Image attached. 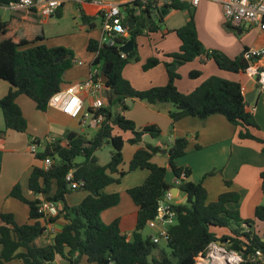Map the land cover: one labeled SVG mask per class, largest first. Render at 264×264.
Instances as JSON below:
<instances>
[{
    "label": "trees",
    "instance_id": "1",
    "mask_svg": "<svg viewBox=\"0 0 264 264\" xmlns=\"http://www.w3.org/2000/svg\"><path fill=\"white\" fill-rule=\"evenodd\" d=\"M8 1L0 0V5ZM135 5L137 3H132V8L129 4L123 6L124 24H134L128 29L127 40L116 38L113 46L89 40L86 46L88 52L96 54L91 65L100 66L104 88L110 94L111 104L100 112L104 116L103 122L89 140L77 133L67 132L62 142L47 143L42 152L34 155L38 161L50 158L52 163L47 170L37 166L30 170L27 188L37 197L26 198L18 183L11 189L9 197L27 206L29 221L17 224L12 214L0 213V264H51L57 256L68 264H78L82 258L90 264H195L196 259L206 253L208 246L217 242L225 244L228 251L237 253L241 258L239 264H263L260 260L253 261L252 256L260 251L264 259V236L255 233L254 221L242 219L237 210L227 208L228 204L239 201V194L225 192L216 201L207 203V192L202 183L189 181V169L176 165L175 161L187 151L185 137L176 138L168 145L167 167L152 162L153 156L160 150L158 147L144 145L133 154L127 171L119 169L123 163L125 143L138 145L145 135L153 139L161 135L155 125L137 130L132 121L112 111L116 105L121 111L128 110L125 105L127 99H136L148 105H171L172 110L168 113L171 129L175 122L186 117L204 120L211 115H221L238 129L239 139L263 144L264 153V140L250 133L256 124L247 111L238 82L211 76L190 93L183 94L177 90L175 82L179 75L176 70L187 63L198 60L204 64L210 60L220 70L234 74L245 72L250 64L243 58L247 49L233 59L221 51L206 49L198 38L191 13L185 23L174 30L180 46L178 51L164 55L169 61H160L153 56L142 65L143 71H147L162 64L168 78L166 85L137 91L122 77L123 69L130 62H139L136 38L146 29L148 32L158 29L149 9L145 7L137 15ZM164 6L175 11H190L188 5L175 0ZM60 9L57 18L60 17ZM79 12L83 25L94 28L91 17L81 9ZM147 21L148 26L145 25ZM233 30L237 34L242 33L239 27H233ZM44 39L41 25L17 28L14 21H3L0 17V79L10 85L7 95L0 98L4 123L0 134L6 130L25 133L27 122L15 102L16 98L25 95L35 103L37 110L46 111L49 99L62 89L65 71L74 65V56L70 51L63 47L46 48L40 44ZM129 40L133 41V50L121 57L119 48ZM104 65L106 69L101 72ZM173 65L176 69L170 71ZM188 76L196 79L200 72L193 70ZM115 130L130 132L131 137L124 140ZM36 143L39 144V141L36 140ZM105 145H110L112 150L107 163L101 165L96 153ZM78 157L83 160L76 163ZM135 170H146L148 176L142 184L126 191L137 209L135 227L128 238L120 230L119 219L105 225L99 215L119 202L117 193L108 194L105 189L119 184L123 176ZM167 170L175 178L184 174L178 187L186 200L183 204L169 206L175 223L166 229L165 251L152 242L151 236L143 237L141 233L149 222L158 218V201L170 189L165 181ZM68 175H71L69 180L66 179ZM260 178L264 194V171ZM73 184L76 188H68ZM72 191L86 193L76 206H68L65 202V197ZM42 201L62 203V207H58L55 216L45 217L38 212ZM254 219L264 222V204L256 206ZM59 220H63L64 224L52 242L37 245L35 240L45 234L49 225ZM217 229H226L229 235L218 237Z\"/></svg>",
    "mask_w": 264,
    "mask_h": 264
},
{
    "label": "crops",
    "instance_id": "2",
    "mask_svg": "<svg viewBox=\"0 0 264 264\" xmlns=\"http://www.w3.org/2000/svg\"><path fill=\"white\" fill-rule=\"evenodd\" d=\"M116 2L122 4V12H124L123 6L126 4H129L130 8H132V3H130L129 0H121ZM207 2L210 1L202 0L198 7L192 8L194 9V14L192 15L194 17V20L196 19L195 24L200 41L201 38L199 32V21L202 19V17H206V6L208 5ZM83 4L86 6L85 10H82L85 14L93 11V14L95 15L94 19L97 17L100 18L97 14L96 7L90 3V0H86V2ZM0 7H4V9L10 13L7 20H3L2 18L1 19L3 21H14L17 28H30L34 24H39L43 27L50 20L41 19L35 10L13 12L6 7V4L0 5ZM161 7H163V5ZM63 8L64 6L60 9V16L62 14ZM135 11L137 15L140 13V10L138 9H135ZM158 11L151 12V15L157 13ZM182 12H184L186 16L184 17L181 15L180 23L177 26L166 28L164 33H162L161 38L164 40L168 35H176L174 30L181 27L185 23V21L189 17L190 11H175L169 8V12H167L162 18H159L156 21L152 19V21L155 22V25L158 27L156 32H148V30L146 29L143 31L144 34L149 37V34L160 32L161 25L168 17ZM131 25L133 26L134 24ZM145 25H149L148 21L145 23ZM241 30L244 33V38L242 39L243 42L240 44V46L236 49L232 48L228 52L224 50V54L231 59L241 55L244 49L264 47V32H261L257 27L248 25L241 27ZM100 31V40L96 41L98 43H101L103 38L102 29H100ZM89 40L95 41L92 38H88L86 43H88ZM90 54L93 55V62L96 54ZM153 56L157 57V55H152L150 57ZM160 61L168 62L169 60L165 58L163 60L161 59ZM91 64L88 67H84V63L81 66L76 65L77 67H80L78 71L75 72V74L67 80L68 82H64L63 80V86L61 85V87L65 88L69 84L85 80L89 75ZM187 64H189L188 67H178L179 72H177V74L179 75V78L176 80L175 85L179 92L183 94L190 93L204 80L211 76H217L226 80L238 82L241 85V92L243 97L247 96L248 100H251V103H246V108L247 111L251 113L252 118L256 124V128L250 129V133L255 138L264 140V92L259 89L257 76H250L247 72H239L234 74L222 71L215 65L213 61L210 60L206 61L204 64H201L198 60ZM161 67L164 71L162 69H159ZM193 70H198L200 72V76L196 79H191L188 76L189 72ZM142 72L145 73V75L137 77V89H135L131 85L132 88L137 91H144L152 87H161L167 84V73L165 67L162 64H159L158 66L147 71H143L142 69ZM66 83L69 84L67 85ZM9 88L10 85L0 79V98L7 95ZM254 92L255 95L253 97ZM103 96L106 100V104H108L110 94L106 89H104ZM15 102L20 108L21 113L27 122V129L25 133L6 130L3 134H0V213L12 214L14 221L17 224H24L29 221L28 208L21 202L10 198L9 193L13 186L18 183L21 187L23 195L26 198L33 199L37 197V195L33 196L32 193L28 190L27 181L30 170L33 166L43 168L42 161H38L34 158V155L40 152L38 150V147L41 145L43 140L39 139L38 132H40L41 129L45 128L46 125H48L50 128L51 126H58L60 129L57 134H59L60 138L56 141L62 142L67 132H74L82 135L86 140H89L90 138L88 139V134H85V132L79 133L74 129H71L75 126L83 128L79 125L78 120L64 115L55 108L48 107L44 112L39 111L36 109L35 103L25 95H19L16 98ZM136 104L137 113L130 110L121 111L117 105L113 106L115 107V111L113 110V112L121 113L126 119L132 121L137 130H140L149 125L157 126L161 132L167 131L170 128L168 113L172 110V107L166 104L148 105L142 101L131 99V106L135 107ZM3 129L4 123L0 111V131H2ZM95 131L96 130H94V132ZM114 132L116 134H120L124 140H127L131 137L130 132L123 133L119 130H115ZM147 136L150 139H146L145 137ZM180 137H185L187 139L188 146L185 155L178 158L175 163L178 167L189 169V181H192L194 183H202L207 192V203L216 201L218 196L225 192L231 191L238 193L239 201L237 203L228 204L227 208L231 210H237L240 213L242 219L254 221L255 233L260 237H263L264 222H259L254 219V209L256 208V206L264 204V194L262 192V183L260 178V174L264 171V153L262 152L263 144L255 140L239 139L238 129L227 122V120L221 115H211L204 120H200L196 117H186L175 122L173 128H170L168 130L165 139H153L149 135H145L142 137V141L138 145H130L128 143H125L122 149L123 163L119 167V169L121 171H125L123 169L124 162L129 165L133 154L144 145H151L160 149L153 156V163H155L154 159L157 157H165V159L167 160L166 151L168 145L171 144L176 138ZM33 140L39 141V144L36 147L35 154L30 153L27 149L29 143ZM46 146H48L47 141L43 145V150L46 148ZM106 163L107 162H105L104 164ZM130 173L135 176V186L137 184L143 183L148 176V172L146 170H135ZM137 173L139 174L137 175ZM123 178L124 176L121 179ZM174 179L175 177L172 172L171 176L166 173L165 181L170 186L169 192H171L172 195V199L170 200V202H168V204H183L186 200V196L182 192H180L179 187L174 185ZM226 183H229V185H227ZM131 187L133 188L134 186ZM130 188L125 189V194L128 197V201L127 208H125L122 212V218L118 216V218H114V216L118 215V213L115 212L120 211V200L115 207L102 212V214L111 212L109 213L111 215H107L106 217L107 222H112L114 221L113 219H119L120 230L128 238L131 237V234L134 230L137 211L136 207L134 206L126 192ZM174 188H177V191L174 190ZM52 191H54V186ZM180 195L182 196L179 198ZM173 200L174 203L172 204L171 202ZM57 206L61 208L62 203H58ZM127 215H130V218H127ZM152 222H149L146 226H148ZM1 224L2 222L0 220V225ZM63 224L64 221L59 220L54 226L55 230L59 231ZM216 234L218 235V237H221L229 235V232L226 229H217ZM155 235L156 234H152L150 236L152 237ZM53 238L54 234H44L42 237L36 239L35 243L40 246L49 244L52 242ZM60 260L65 261L57 256L52 263L60 264Z\"/></svg>",
    "mask_w": 264,
    "mask_h": 264
},
{
    "label": "built area",
    "instance_id": "3",
    "mask_svg": "<svg viewBox=\"0 0 264 264\" xmlns=\"http://www.w3.org/2000/svg\"><path fill=\"white\" fill-rule=\"evenodd\" d=\"M172 0H129L130 3H137L135 9L141 10L145 7L150 12H156L163 5L171 3ZM178 3L186 4L190 8L199 6L202 0H175ZM220 5L222 15L226 23L232 27L253 26L264 32V0H207ZM86 0H9L6 7L13 12L35 10L41 19H51L57 16L61 7L66 3H75L77 5L85 3ZM97 9L98 16L102 19L103 38L100 44L108 46L115 45L116 38H129V27L124 24L125 15L121 11L122 4L119 2L105 3L103 1H90ZM130 23V22H128ZM106 39V42L104 40ZM123 46V45H121ZM120 46V47H121ZM121 57H124V54ZM243 58L248 61L249 67L245 70L250 76H257L259 89L264 92V47L249 48L243 52ZM74 65H83L77 60ZM104 85L101 78L100 66H90V72L85 80L69 84L55 93L48 102V107L59 110L64 115L79 121L81 127L97 130L104 120L101 110L107 105L103 96ZM88 99V100H86ZM87 101V102H86ZM47 143H54L56 140L46 139ZM37 143L31 141L27 147L32 154L36 153ZM52 161L46 158L42 161L43 169L47 170ZM182 173L179 178L174 179V185L179 186L184 179ZM71 175L67 176V180ZM76 188V185H70ZM172 199L168 191L158 201V218L161 223H167L173 220V213L170 212L168 204ZM38 212L45 217H53L58 212V206L55 203L42 201L38 207ZM55 224L49 225L45 234H56L58 231L54 228ZM166 241V230L160 231L152 236V242L159 244L160 240ZM252 260H260L264 264V259L260 251H256ZM241 258L235 252L228 251L225 244L219 245L211 243L206 253L196 259L195 264H239Z\"/></svg>",
    "mask_w": 264,
    "mask_h": 264
},
{
    "label": "rangeland",
    "instance_id": "4",
    "mask_svg": "<svg viewBox=\"0 0 264 264\" xmlns=\"http://www.w3.org/2000/svg\"><path fill=\"white\" fill-rule=\"evenodd\" d=\"M90 1H103L105 3H113L116 1L121 0H90ZM208 5L206 6L207 14L206 17H202L199 21V32L202 44L206 49L211 50H218L224 53L230 51V49H236L240 46L243 42L242 39L244 38V33L242 31L241 34H237L233 27L228 25L222 15V10L219 4L214 2H207ZM86 6L83 4L77 5L75 3H66L62 10V14L59 18H51L46 25L43 26L45 39L40 43L43 44L46 48H55V47H63L66 50L70 51L73 56L74 60L82 62L85 64L84 67H88L91 62L93 55L88 53L86 49V42L88 38H92L95 41L100 40V34L102 29V20L100 18H95L94 12H88L85 14L86 16L91 17L92 22L94 21L95 27L90 29L88 26L83 25L82 21L80 20V12L79 9L85 10ZM190 13L194 14V9L190 8ZM10 13L4 9V7H0V16L3 20H7L9 18ZM182 16H186L184 12L176 13L171 17H168L165 22L161 25V31L158 33L149 34L147 37L144 32L136 39V45L138 50V56L140 62H130L128 66L124 69L122 73V77L130 82L135 89H137V77L143 76L145 73L142 72V64L145 60L152 56L157 55V58L160 60L165 59L163 56L165 54L173 53L178 50L179 41L176 35H168L164 40L161 38L162 33H164L165 29L172 26H177L180 23V19ZM196 20V19H195ZM106 42V39L104 40ZM197 63V62H196ZM174 66V65H173ZM171 66V67H173ZM189 64L179 66L180 68L188 67ZM170 67V68H171ZM80 67L73 65L69 70L65 71L63 75L64 82H68L67 80L71 78L78 71ZM162 69L163 68H159ZM176 69V67H175ZM164 71V70H163ZM176 72H179L178 68ZM67 84V83H66ZM64 84V85H66ZM69 84V83H68ZM67 84V85H68ZM63 86V84H62ZM64 90V88H62ZM109 105V104H107ZM172 107L171 105H169ZM115 111V107H113L112 111ZM128 110L137 113V104L135 107L130 106ZM58 126H51V128L46 125L45 128L41 129L38 132L39 139H43L41 145L38 147V150L41 152L43 151V145L46 142V139L52 138L58 140L60 138L57 132L59 131ZM77 132H85L88 134V139L91 138L94 134V130L87 128V126L83 128H79L78 126L72 127ZM137 129V128H136ZM170 129V128H169ZM168 129V130H169ZM167 131H162L159 139H165ZM47 136V137H46ZM146 139H150L148 136L145 137ZM45 139V140H44ZM112 150L110 145L103 146L100 150L97 151L96 156L98 158V162L100 164H104L108 161L109 154ZM83 160L82 157H78L75 162L79 163ZM154 162L160 166L167 167V160L165 157H157L154 159ZM123 169L127 171L128 165L124 162ZM139 173H137L138 175ZM167 174L171 176V171L167 170ZM135 176L132 173L126 174L123 179L120 180L119 184L111 185L106 189V193H117L119 195V210L118 215L114 216V218L123 217V210L127 208V201L128 197L125 194V189L130 188L131 186L135 187ZM142 184V183H141ZM140 184H137L138 186ZM132 188V187H131ZM26 193V192H25ZM86 196V193L83 191H72L66 198L65 202L68 206H76L78 205ZM182 195L179 196V198ZM177 200V199H174ZM174 200L171 202L174 203ZM22 205V204H20ZM111 212L107 214H100L99 219L100 221L108 225L111 221L107 222L106 217ZM118 216V217H117ZM130 218V215L126 216ZM115 220V219H113ZM175 223L174 220H171L167 223H161L158 220H154L148 226L144 228L142 231V236H150L152 234H158L162 230L168 229L171 225ZM159 247L167 250L165 247V241L163 239L159 242ZM57 264V263H51ZM60 264H67L65 261L60 260ZM79 264H88L84 258L81 259Z\"/></svg>",
    "mask_w": 264,
    "mask_h": 264
},
{
    "label": "water",
    "instance_id": "5",
    "mask_svg": "<svg viewBox=\"0 0 264 264\" xmlns=\"http://www.w3.org/2000/svg\"><path fill=\"white\" fill-rule=\"evenodd\" d=\"M169 12V8L167 6H163L159 9V11L155 14H152V19L154 21H156L157 19L159 18H162L163 16H165V14ZM132 24V23H131ZM132 25H130V23H128V27L131 28ZM133 50V41L132 40H129L125 45L121 46L119 48V51L124 54V55H127L129 52H131ZM106 69V65H104V67L101 69V72H104ZM175 70V65L173 67L170 68V71H174ZM255 95V92L253 93V97ZM252 97V98H253ZM244 100L247 104L251 103V100H248L247 96H244ZM108 104L110 105L111 104V99L108 100ZM125 105L127 107H130L131 106V99H127L125 101ZM70 186L68 185V188ZM174 190L177 191V188H174ZM171 193V192H170ZM38 196V195H37ZM219 245H223V243L221 242H218Z\"/></svg>",
    "mask_w": 264,
    "mask_h": 264
}]
</instances>
